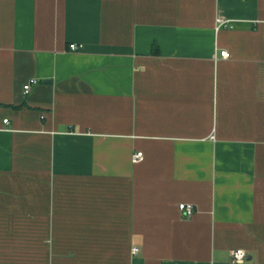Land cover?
<instances>
[{"label": "crops", "instance_id": "obj_1", "mask_svg": "<svg viewBox=\"0 0 264 264\" xmlns=\"http://www.w3.org/2000/svg\"><path fill=\"white\" fill-rule=\"evenodd\" d=\"M236 250L264 264V0H0V264Z\"/></svg>", "mask_w": 264, "mask_h": 264}, {"label": "built area", "instance_id": "obj_2", "mask_svg": "<svg viewBox=\"0 0 264 264\" xmlns=\"http://www.w3.org/2000/svg\"><path fill=\"white\" fill-rule=\"evenodd\" d=\"M223 28H231V23L226 22L220 18L216 19V24H215V30L218 31L220 29ZM83 49L82 45H77V44H70L69 45V50L71 52H77ZM220 57L222 59H228L229 58V54L227 52H221L220 53ZM36 85H38V80L36 79H32L30 81H28L24 86H23V94L24 95H28L30 93V91L32 90L33 87H35ZM7 121H4V124H6ZM142 159V154L141 153H136L133 157L132 160L134 163H137L138 161H140ZM178 210L180 211V213L186 217V218H190L193 216L194 214V206L191 204H186V203H182L178 205ZM138 252L137 249L133 250V254H136ZM246 255L244 253V251L242 250H236L231 252V262L233 264H241L245 261Z\"/></svg>", "mask_w": 264, "mask_h": 264}]
</instances>
